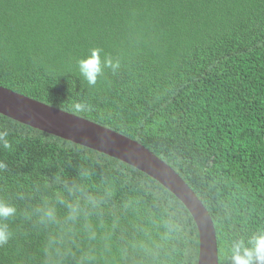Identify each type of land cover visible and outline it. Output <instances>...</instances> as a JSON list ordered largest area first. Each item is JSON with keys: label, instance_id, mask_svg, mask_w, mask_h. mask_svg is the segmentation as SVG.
Listing matches in <instances>:
<instances>
[{"label": "trees", "instance_id": "16d2710c", "mask_svg": "<svg viewBox=\"0 0 264 264\" xmlns=\"http://www.w3.org/2000/svg\"><path fill=\"white\" fill-rule=\"evenodd\" d=\"M97 47L120 69L89 87L77 61ZM0 85L135 139L173 167L211 215L219 264L234 237L264 225V0H0ZM0 130L12 144L0 149V198L17 207L0 264H43L47 231L26 213L80 182L83 168L89 192L114 191L103 211L107 224L120 217L109 264H197L196 222L155 179L1 113ZM129 200L137 210L124 213ZM166 219L179 227L155 261L120 258L119 246L143 238L138 227L158 239Z\"/></svg>", "mask_w": 264, "mask_h": 264}, {"label": "clouds", "instance_id": "9594fccd", "mask_svg": "<svg viewBox=\"0 0 264 264\" xmlns=\"http://www.w3.org/2000/svg\"><path fill=\"white\" fill-rule=\"evenodd\" d=\"M102 53L101 48H92L77 61L79 75L89 87L98 83L105 69H110L114 74L120 69L119 60ZM75 109L86 111L88 105L79 102L75 104ZM11 148L9 132L0 130V149ZM5 169L7 163L0 159V172ZM79 175L80 182L64 181L63 191L57 192L54 199H42L26 213V219L47 231L43 264H109V259L113 256V240L120 228V217L114 215L111 224H107L103 211L114 191L105 185L96 193H91L84 183L91 173L83 168ZM58 206L65 209L62 215ZM130 210H137L135 202L125 201L123 212ZM16 215L15 204L0 198V247L7 245L12 239L9 221ZM94 216L97 218L95 221L92 219ZM160 226L162 231L159 232L158 239H153L149 231L138 227L136 230L143 233V238L126 241L119 246L117 252L120 258L127 260L130 255L143 254L155 261L179 227L171 219L162 220ZM80 238L88 242V247L80 246ZM228 253V264H264V225H258L247 235L234 237Z\"/></svg>", "mask_w": 264, "mask_h": 264}, {"label": "water", "instance_id": "95a60500", "mask_svg": "<svg viewBox=\"0 0 264 264\" xmlns=\"http://www.w3.org/2000/svg\"><path fill=\"white\" fill-rule=\"evenodd\" d=\"M0 113L43 132L117 158L146 173L190 211L199 231L197 264H219L216 229L206 207L185 180L135 139L0 85Z\"/></svg>", "mask_w": 264, "mask_h": 264}]
</instances>
